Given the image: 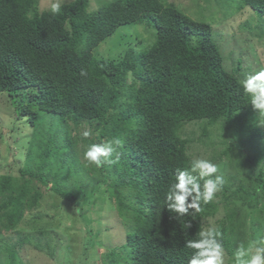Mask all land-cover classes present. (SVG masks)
I'll list each match as a JSON object with an SVG mask.
<instances>
[{
	"label": "trees",
	"instance_id": "16d2710c",
	"mask_svg": "<svg viewBox=\"0 0 264 264\" xmlns=\"http://www.w3.org/2000/svg\"><path fill=\"white\" fill-rule=\"evenodd\" d=\"M42 1L0 0V95L34 128L18 173L0 174V234L21 237L48 191L79 207L101 186L129 232L122 223L126 240L104 249L99 264H188L186 242L210 222L227 256L264 240V112L225 70L212 25L169 0H113L94 12L88 0H71L59 14ZM218 3L264 16V0ZM125 25H145L155 41L117 60L96 56ZM213 129L226 133L222 142L211 141ZM114 138L123 143L111 162L84 159L90 144ZM207 140L225 146L214 159L231 171L213 174L223 185L200 212L178 216L167 208L169 185Z\"/></svg>",
	"mask_w": 264,
	"mask_h": 264
},
{
	"label": "rangeland",
	"instance_id": "374dc122",
	"mask_svg": "<svg viewBox=\"0 0 264 264\" xmlns=\"http://www.w3.org/2000/svg\"><path fill=\"white\" fill-rule=\"evenodd\" d=\"M65 1L69 3L71 0H62V3ZM88 1L89 10L94 12L113 0ZM218 1L225 0H169L193 18L212 25L213 39L219 45L225 70L241 81L264 68V16H259L250 8L235 12L230 6L221 7ZM50 2L42 1L40 9H49ZM154 41L153 33L145 25H125L101 43L94 54L99 58L117 60L130 48L138 52L145 51ZM8 130L10 133L7 134ZM213 130L211 141L222 133L226 134L221 129ZM33 131L28 119L20 118L14 111L9 96L1 94L0 174L18 173L33 143ZM222 140L217 139L215 142ZM213 142L207 140L205 145L210 143V146L198 149V158L211 160L218 165L219 174H228L231 169L223 168L225 163L214 159V155L223 151L225 146L214 148L211 146ZM248 148L249 144L245 150L250 154ZM256 152H251L252 156ZM6 166L9 170H5ZM253 169L251 167V172ZM254 171V175L257 174V168ZM81 203V206L76 207L55 192L48 191L41 208L19 226L21 237L16 233L11 235V232L0 234V264H99L104 249L124 243V226L127 234L128 223L120 220L108 200L105 188L101 186L91 190ZM10 243L19 245L14 248ZM225 264H233L230 256L226 255Z\"/></svg>",
	"mask_w": 264,
	"mask_h": 264
},
{
	"label": "clouds",
	"instance_id": "9594fccd",
	"mask_svg": "<svg viewBox=\"0 0 264 264\" xmlns=\"http://www.w3.org/2000/svg\"><path fill=\"white\" fill-rule=\"evenodd\" d=\"M61 7L62 0H51L49 11L59 14ZM241 86L249 96L253 108L264 112V68L247 75L241 80ZM83 135L88 137L91 133L86 131ZM122 143L119 138L107 143H92L84 152V159L98 168L102 167L104 163L111 162L109 158ZM217 171L218 165L205 158H194L190 168L177 169L175 180L169 185L166 193L168 210L178 216L189 215L190 209L200 212L201 202H211L215 193L221 190L223 178L213 176ZM200 181H203V185ZM198 235V239L186 242V247L194 250L188 264H225L226 253L220 239L221 233L214 222H210ZM231 260L233 264H264V240L252 241L247 246L241 244Z\"/></svg>",
	"mask_w": 264,
	"mask_h": 264
}]
</instances>
